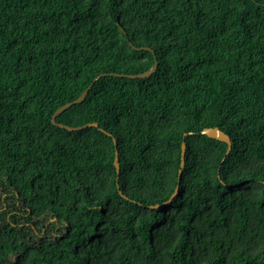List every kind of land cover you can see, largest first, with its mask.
Segmentation results:
<instances>
[{
    "label": "trees",
    "instance_id": "16d2710c",
    "mask_svg": "<svg viewBox=\"0 0 264 264\" xmlns=\"http://www.w3.org/2000/svg\"><path fill=\"white\" fill-rule=\"evenodd\" d=\"M0 264H264V0H0Z\"/></svg>",
    "mask_w": 264,
    "mask_h": 264
},
{
    "label": "water",
    "instance_id": "95a60500",
    "mask_svg": "<svg viewBox=\"0 0 264 264\" xmlns=\"http://www.w3.org/2000/svg\"><path fill=\"white\" fill-rule=\"evenodd\" d=\"M134 48L136 50H149V51H152L155 55V50H153L152 48L150 47H147V46H143V47H137V46H134ZM159 67V60L157 58V56L155 55V62L153 64V66L143 72V73H139V74H124V73H103V74H100L98 75V77H96L93 82L84 90V92L75 100L71 101V102H68L64 105H62L61 107H59L54 115H53V118H52V121L55 125L57 126H60L62 128H65L69 131H78V130H83L87 127H92V126H95V127H99V123L98 122H88L84 125H81V126H70V125H67V124H64V123H59L57 121V117L59 115H61L64 111H66L68 108L72 107L73 105L75 104H80V103H83L85 101V99L87 98L91 88L93 87V85L104 75H114V76H125V77H129V78H145V77H149L151 75H153L155 73V71L158 69ZM102 131L106 132V130L102 129ZM203 134H206L210 137H213V138H216L218 140H221V141H224L228 144V149H227V152H226V156L230 154L231 150H232V147H233V143H232V139L230 137V135H228L227 133H225L224 131H222L219 127H210V128H205L203 131H202ZM110 136H113L112 133H108ZM188 135V133L185 134V137ZM113 140H114V144H115V147H116V156H115V166H116V169H117V174H118V180H119V175H120V172H121V164H120V150L118 148V140L116 137L113 136ZM186 152H187V143L185 142V140L183 141L182 143V156H181V168H180V171H179V181H181V178H182V174H183V170H184V167H185V164H186ZM225 156V158H226ZM118 185H119V182H118ZM179 187H177V191H178ZM176 191V192H177ZM163 205H154L152 207H161Z\"/></svg>",
    "mask_w": 264,
    "mask_h": 264
},
{
    "label": "rangeland",
    "instance_id": "374dc122",
    "mask_svg": "<svg viewBox=\"0 0 264 264\" xmlns=\"http://www.w3.org/2000/svg\"><path fill=\"white\" fill-rule=\"evenodd\" d=\"M242 186H251V187H256V185L255 184H252V185H242ZM13 196L11 197V199L9 200V201H7L8 202V205H10V210H12V207L14 208V203H13ZM14 202H15V200H14ZM20 212V213H19ZM18 213H19V218L17 219L20 223H25L26 222V226H28L29 227V229H27L28 230V233L30 234L29 236V238H28V242L30 243V244H32V243H35V241L37 240V235L36 234H38L39 233V231H40V229L39 228H36V225L33 223V221L34 220H36V221H39V223L42 225V224H45V225H47V228H41V230H43L44 229V231L46 232L47 230H49V233L51 234V235H54V236H57V234H58V228H54L53 227V225H51V221L49 222L48 221V219L47 218H49V216L48 217H41V218H39V219H33V220H28L27 218V216H24V214H23V212L22 211H18ZM51 219V218H50ZM48 221V222H47ZM60 229H62L63 228V226L62 227H59ZM11 259L12 260H15L16 259V256H12L11 257Z\"/></svg>",
    "mask_w": 264,
    "mask_h": 264
}]
</instances>
